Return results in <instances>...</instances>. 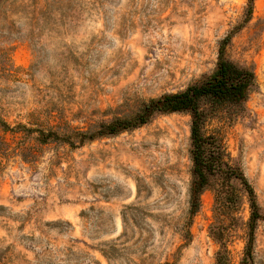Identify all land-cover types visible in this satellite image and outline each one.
I'll use <instances>...</instances> for the list:
<instances>
[{
  "label": "rangeland",
  "instance_id": "obj_1",
  "mask_svg": "<svg viewBox=\"0 0 264 264\" xmlns=\"http://www.w3.org/2000/svg\"><path fill=\"white\" fill-rule=\"evenodd\" d=\"M248 1L0 0V119L73 136L130 117L208 76ZM225 55L256 83L242 116L218 115L205 132L221 139L264 213V0L253 1ZM189 124L188 115L157 116L76 148L0 131V264H216L209 228L218 223L229 227V264H239L245 200L230 223L205 191L183 238ZM254 261L264 264V223Z\"/></svg>",
  "mask_w": 264,
  "mask_h": 264
},
{
  "label": "trees",
  "instance_id": "obj_2",
  "mask_svg": "<svg viewBox=\"0 0 264 264\" xmlns=\"http://www.w3.org/2000/svg\"><path fill=\"white\" fill-rule=\"evenodd\" d=\"M253 1H248L243 23L235 27L219 42L213 71L201 80L188 85L184 90L149 99L132 116L114 118L109 122L101 123L89 134L60 136L51 130L29 129L21 125L11 127L2 119H0V131L5 133L22 131L27 135L36 134V140L41 144L59 141L68 144L71 148H76L85 142L135 130L149 124L157 116L188 115L190 118L191 180L188 190V219L184 226L183 238L186 242L190 240L189 227L193 217L200 210V197L205 191L209 190L213 194L214 216L230 223L236 221L232 213L237 212L245 200L249 215L245 223V243L239 264H255V231L259 223H264V213L257 203L253 188L241 169L230 163L221 139L205 132L207 122L218 115L223 116L229 122L242 116L246 110L245 104L249 94L255 86L256 79L253 70L230 61L225 55L232 36L250 20ZM72 138L77 140V144ZM3 210L5 208L0 206V212ZM228 228L220 223L209 228L210 236L219 246L215 253L216 264H229L225 247Z\"/></svg>",
  "mask_w": 264,
  "mask_h": 264
}]
</instances>
